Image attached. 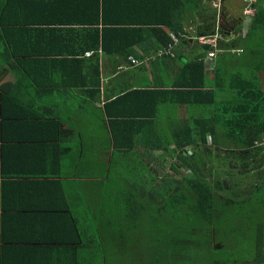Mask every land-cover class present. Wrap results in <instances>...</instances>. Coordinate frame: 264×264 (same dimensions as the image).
Wrapping results in <instances>:
<instances>
[{"label": "trees", "instance_id": "1", "mask_svg": "<svg viewBox=\"0 0 264 264\" xmlns=\"http://www.w3.org/2000/svg\"><path fill=\"white\" fill-rule=\"evenodd\" d=\"M94 1L92 8L95 14L91 15L92 12L86 14L84 18L91 15L89 18L91 20L84 22L90 25L101 22L103 29L100 31L98 26L92 29L91 34L88 35L91 37L86 38L90 43L85 47L84 54L86 51H93L94 55H99V50L108 55L122 54L123 48L128 51L132 44L141 43L139 36L145 37L148 41L151 31L161 32L157 47H166L172 40L162 27L178 34L184 27L183 21L188 20L185 19V14L188 12L193 21L198 17L199 25L195 23L197 34L212 37V41H217L215 39L217 10L211 7L208 0ZM147 2L162 3L166 5L168 11L174 10L179 16H171L166 10L170 15L143 23V20H140L139 10L132 7L138 4L142 7ZM263 2L264 0H258L254 3L255 11L247 33L242 34L243 26H240L238 32L241 34L236 38L228 39L230 41L225 43L219 41L217 47L219 53L216 54L213 72L205 70V53L214 49L207 39L198 41L204 49L201 48L199 53L193 50L191 60L183 67V73L192 79L190 84L186 83V88L189 86V89L185 93L184 91H181V94L176 93V102L182 101V104L190 105L192 116L190 120L175 121L176 125L172 126L173 129L163 135L157 143L156 136L147 133L149 128L151 130L154 128L155 131L164 129L160 123L158 127V122L154 120L156 107L138 114V120L133 121L135 125H132L138 129V133H144L143 136L140 134V138L145 144L151 142L150 149L146 150L143 156L130 150L135 145L136 135L125 134V131L129 130L126 124L128 122L117 121L119 118L110 116L114 134L112 143L115 150L114 157L124 154V152L120 153L121 150H130L125 152L129 155L126 159H120L124 163L114 166H125L119 171L120 173H115V176L128 175V181L131 180L134 191L132 197L124 199L126 205L116 206L123 210L127 209L126 214L123 213L116 218L105 209H99L100 214L94 212L90 217L92 220L94 218V221L90 220L81 227L83 245H87V249L82 248L84 251L80 255V264H241L245 262L264 264L263 172L255 173L263 184L256 187L251 185L245 191H239L240 185H237V182L234 184L231 178L221 181V172L214 167L216 161L227 160L226 165L223 163L222 166H228L227 171L231 174L230 166L239 159L245 162L247 159L259 156L263 149L261 146L264 141ZM120 10H126V17ZM133 24L135 25L130 26ZM143 24L149 27L145 28ZM31 30L34 31L33 27L27 29V32ZM6 33L5 35L3 33V36L7 40H2L7 45V54L16 56L19 64H22L20 58L24 57L16 50L17 45H14V41ZM21 37L23 38V35ZM22 38L19 41L23 43ZM127 38L129 40H126ZM125 41L129 46L127 48L123 45ZM88 53L87 56L93 55L92 52ZM94 66L98 72V63ZM183 93L185 96L182 95ZM120 98L122 96L119 95L116 100ZM195 107L198 108L197 113L193 111ZM128 112L124 114L129 116ZM47 126L52 129V126L56 125L52 123ZM53 129V131L49 130L50 134H44L43 140L47 143L55 139L56 127ZM225 144H232L234 148L224 150L227 151V156L220 159L215 152L221 154L223 150L221 148L229 146ZM51 147L52 145L48 144L47 150ZM188 147L193 150L189 152ZM4 155L8 160L7 156L12 155L11 148L6 150ZM167 156L172 158L170 169L175 176L161 174ZM228 158H232V162L228 161ZM153 162L158 163V166L151 167ZM12 170L14 169L0 165V177H15L16 174L11 172ZM145 170L146 175L143 180ZM31 175L45 177L48 174L36 170ZM16 184L3 182L2 186L0 185V195L3 189L5 192L9 186L13 190ZM46 184L53 186L52 189L58 187L55 181L49 180ZM59 187L61 189V186ZM114 190L113 185L109 190L105 189L107 197L113 198L109 193L116 192L114 195L118 198H126L123 191V193L120 191L123 194L121 196ZM20 200L25 203L23 209L34 208L26 200ZM46 203L48 204V201ZM2 208L5 211L8 209L4 204ZM36 216H40V219L52 217L43 214ZM36 216L0 215V237L9 244L3 248L5 255L7 251L15 252L17 243L23 244L32 242L35 238H42L43 231L40 235L34 234V230H28L29 228L25 229L30 227V224H39L40 220L33 222ZM231 233L235 238L233 245L226 242V237ZM30 250L37 252L33 247ZM68 254L72 255L64 253L63 260L53 259L50 264H67L65 256ZM72 257L77 263V255ZM17 263L23 264L20 261Z\"/></svg>", "mask_w": 264, "mask_h": 264}, {"label": "crops", "instance_id": "2", "mask_svg": "<svg viewBox=\"0 0 264 264\" xmlns=\"http://www.w3.org/2000/svg\"><path fill=\"white\" fill-rule=\"evenodd\" d=\"M209 2L217 10V47L219 41L225 43L241 34L238 32L240 26H243L242 34L245 30L247 33L255 11L253 6L258 0ZM94 4V0H0V165L14 169L11 172L16 174L15 177H0V185L5 181L17 183L13 190L9 186L1 192L0 215L52 216L41 219L36 216L33 222L40 220L39 224H30L25 229L40 235L43 231L42 238L17 243V250L7 251L8 255L4 254L3 248L9 244L0 237V264H18L19 261L23 264H50L53 259L63 260L64 253L77 255V263L72 260V255H66L67 264H80L82 248L87 249V245H83L80 229L90 220L94 221L90 218L94 212L100 214L94 195L98 192L106 194L105 189L109 190L113 185L114 191L125 193V199L132 197L134 190L128 175L116 174L115 177L111 168L124 163L123 160L129 156L125 154L127 151L133 150L143 156L150 149L151 142L145 144L140 138V134L143 136L144 133H138V129L134 128L133 121L138 120V114L156 107L154 120L158 122V127L160 123L164 129L155 131L149 128L147 133L155 135L157 143L173 129L175 121L184 122L192 117L190 105L176 102V93H185L189 89L186 83L190 84L192 79L183 73V67L191 60L193 50L198 53L202 50L198 41L207 39L212 42V37L197 34L198 17L193 21L190 12L185 14L188 20L183 21L184 27L178 34L162 27L172 40L166 47H157L161 32L151 31L148 41L139 36L141 43L132 44L131 52L123 48L122 54L108 55L100 50L99 55H94L93 51L84 54L85 47L90 43L86 38L91 37L88 35L92 29L96 26L100 31L103 29L101 22L91 25L84 22L91 20L90 16L95 14ZM132 9L139 10L143 23L170 14L179 16L178 12L168 11L166 5L158 2H147L142 7L138 4ZM120 11L126 17V10ZM231 17L239 21L238 26L230 23L232 29L228 24L225 29L229 27L230 30L220 28L221 23L230 22ZM32 27L34 31L27 32ZM3 33L17 45L16 50L24 57L20 58L22 64L16 56L7 54V45L2 40L7 39ZM174 37H178L179 41L175 42ZM20 38L24 39L23 43ZM123 45L129 47L126 41ZM163 50L170 55L160 56ZM88 52L93 55L87 56ZM133 60L139 65H135ZM95 63H98V72ZM119 95L122 98L116 100ZM163 106L168 108L167 111L161 110ZM126 111H129V116L124 114ZM110 116L119 118L117 121H127L129 130L125 134L136 135L133 148L121 150L120 153L124 154L118 157H114ZM52 123L56 125L55 139L47 143L43 137L50 134L49 130H54L53 126L52 129L47 126ZM102 126L105 128L103 134H97L96 127ZM104 134V144H101L99 142ZM48 144L52 145L49 150ZM10 148L12 155L6 160L4 152ZM92 150L94 152H90ZM191 150L188 147V151ZM153 164L150 166L153 167ZM121 167L125 166L118 168ZM146 167L150 168L147 164ZM36 170L48 175H31ZM145 175L146 170L143 180ZM49 180L55 181L58 187L52 189L53 186H48L46 182ZM260 181L256 179L253 185ZM20 199L34 208L23 209L25 203ZM3 204L8 208L6 211L2 208ZM32 247L37 252L30 250Z\"/></svg>", "mask_w": 264, "mask_h": 264}, {"label": "rangeland", "instance_id": "3", "mask_svg": "<svg viewBox=\"0 0 264 264\" xmlns=\"http://www.w3.org/2000/svg\"><path fill=\"white\" fill-rule=\"evenodd\" d=\"M245 32H246V30H245ZM128 51L131 52V49H129ZM263 82H264V79H263ZM167 109L168 108L166 106L161 107V110L164 111V112L167 111ZM193 111L197 113L198 112V108L195 107L193 109ZM208 114H207V116H208ZM104 130H105V128L103 126L102 127H96V129H95L96 133L100 134V135L103 134ZM104 137H105V134H104L103 138L100 140L99 143L104 144ZM225 145H229V144H225ZM236 147H238V146L236 145ZM233 148L234 147H232V144H230L228 147L221 148V149H223L221 154H218V153L215 152V155L219 156L220 159L224 158V157L227 156V151H224V150H231ZM90 152H94V150H92ZM98 152L99 151H96V153H98ZM102 153H104V152H102ZM263 159H264V144H263V149H262V151H260L259 156H256L255 158L247 159V161H245V162H243V160L239 159V161L234 163V165L232 163L233 166H230V167H232L231 168L232 169L231 170V174L228 173V171H227L228 166H225V167L222 166V164L223 163L225 164V162H227V160H222L220 162L216 161L214 167L216 168V170L218 169L221 172L220 173L221 174V181H224V180H226L228 178H231V180H232V182L234 184H235V182H237V185L238 184L240 185L239 191H243V190L245 191L246 188L250 187L251 185H253L256 182V179H257L258 176L255 173H258L260 171V172H263V174H264V166H261V167L258 168V166H260L261 160H263ZM166 160H167L166 164L162 165V166H165V167L161 168V170H162L161 174L169 175V176H175V173L170 169V164L172 162V158L167 156ZM228 161L232 162V158H228ZM228 165H229V162H228ZM153 166L154 167L158 166V163L153 164ZM122 169L123 168L121 167L120 170H122ZM112 173L113 174L114 173H120L118 171V167H113ZM225 174H226V176H225ZM243 174H244L245 177L243 176ZM235 190L237 191L236 188H235ZM115 193H112V194L109 193V195H111L113 197V198H109V197H107L106 194H102L101 195L98 192V193H96L94 195V200H95V203L97 204V206H96V208L98 207L97 209H105L107 212L112 214L111 216L117 218V216L122 215L123 213L126 214L127 213V209L123 210V208L116 207L117 205H120V206L121 205L122 206L126 205V203H125V200H124L125 197L118 198L116 195H114ZM104 202H106V203H104ZM226 239H227L226 242L231 244V245H233V243H235V238H234V234L233 233L229 234L226 237ZM247 263L249 264L250 262H247ZM241 264H246V262L245 263H241Z\"/></svg>", "mask_w": 264, "mask_h": 264}, {"label": "built area", "instance_id": "4", "mask_svg": "<svg viewBox=\"0 0 264 264\" xmlns=\"http://www.w3.org/2000/svg\"><path fill=\"white\" fill-rule=\"evenodd\" d=\"M246 33V32H245ZM217 38V36H215V39ZM175 42L179 41L178 37H174ZM213 45L214 50H211L208 52L206 58H205V70L207 72H213L214 71V67H215V58H216V54L218 53V49H217V42L216 41H212L211 42ZM165 52L168 51H160L159 55L162 56L165 54ZM88 55H90V53H88ZM133 63L135 65H139V62L133 60Z\"/></svg>", "mask_w": 264, "mask_h": 264}, {"label": "flooded vegetation", "instance_id": "5", "mask_svg": "<svg viewBox=\"0 0 264 264\" xmlns=\"http://www.w3.org/2000/svg\"><path fill=\"white\" fill-rule=\"evenodd\" d=\"M225 9V8H224ZM226 10V9H225ZM229 18V17H228ZM231 19H232V17H231ZM226 21V20H225ZM238 20L237 19H232L230 22H225L224 24H223V22L221 23V26H220V28H226L228 25L230 26V28H231V24L233 23V26L234 27H236V26H238ZM231 23V24H230ZM228 24V25H227ZM230 28L228 27L227 29H225V30H230ZM232 29V28H231ZM263 144H264V142L261 144V146L263 147ZM261 163H262V165L264 166V159L263 160H261ZM260 163V164H261ZM246 167V166H245ZM263 181H264V178L262 179ZM261 182V181H260ZM260 182L257 184V185H255V187L256 186H260L261 184H260ZM263 184V183H262Z\"/></svg>", "mask_w": 264, "mask_h": 264}]
</instances>
